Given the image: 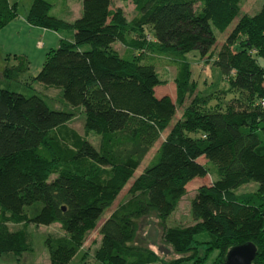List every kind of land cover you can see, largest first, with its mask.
Here are the masks:
<instances>
[{
	"label": "trees",
	"instance_id": "16d2710c",
	"mask_svg": "<svg viewBox=\"0 0 264 264\" xmlns=\"http://www.w3.org/2000/svg\"><path fill=\"white\" fill-rule=\"evenodd\" d=\"M121 1L135 5L133 18L115 0H83L73 21L52 14L49 0L30 4L31 23L71 28L74 35L50 48L27 82L61 87L65 102L83 108L87 135L95 131L100 140L81 135L75 147L63 144L61 131L74 111L52 106L39 88L22 84L29 60L15 55L18 63L5 67L6 82H0V256L31 248L25 228L12 223L58 222L66 233L46 238L51 264H69L94 229L101 234L100 262L157 264L156 251L131 243L138 218L156 211L166 219L191 181L213 175L191 200L194 223L168 227L167 241L183 251L195 235L206 234L222 260L231 246L252 242L251 264H264V0L251 14L241 13L243 0ZM18 14L17 1L0 0V28ZM193 49L227 78L221 95L231 92V98L218 95L209 105L214 95L199 93L184 58ZM160 59L182 74L177 99L157 93L166 80ZM245 183L252 190L237 193ZM185 261L207 264L201 254L177 264Z\"/></svg>",
	"mask_w": 264,
	"mask_h": 264
},
{
	"label": "rangeland",
	"instance_id": "374dc122",
	"mask_svg": "<svg viewBox=\"0 0 264 264\" xmlns=\"http://www.w3.org/2000/svg\"><path fill=\"white\" fill-rule=\"evenodd\" d=\"M18 2V8L20 11L24 10L26 7L31 4L32 0H14ZM54 5L51 8V13L57 16H62L60 11L61 3L57 4V0H49ZM75 3L82 0H73ZM262 0H243L241 2V13L247 12L249 14L256 12L261 6ZM115 4H121L124 8L125 14L128 19H131L136 14L135 5L131 1H121L115 0ZM72 6V4H71ZM230 28V27H229ZM16 27L4 26L0 30V82H6V80H2L3 70L9 64L18 63V59L15 55H24L29 60V68L27 71L22 75L21 78L23 81L22 84H27L30 86H34L39 88L43 91L46 96L48 97L49 103L52 106L61 108V109H71L74 111L73 119L68 123V126H65V130L61 131L64 135H61L62 143L68 146H74V142L79 138V136L84 135L86 136V129H85V113L82 110L83 108H75L73 105L65 102L62 98L61 87L56 86H44V83L40 81H32L28 83L27 78L29 75H35L43 65L45 60V56L47 51L46 50V43L43 38L42 41L36 39V35L29 33L28 31L21 29V34L16 35L14 31H17ZM65 31V30H63ZM9 32V33H8ZM8 34V36H7ZM7 36V38H6ZM217 41L221 40V35L216 34ZM41 42L45 44L41 46V48H37L35 46L36 43ZM40 47V46H39ZM43 48H45L43 50ZM25 50V53H21L18 50ZM43 54H42V52ZM18 52V53H16ZM40 52L42 54V64L38 63V59H40ZM9 58H6L7 56ZM209 56L202 57L200 51L198 49H193L184 53V58L190 62V68L192 70V75L198 85V88L202 90L199 93L201 95H214V97L208 98L207 102L209 105L215 104L217 102L216 96L221 95L224 90H228V80L220 76V71L218 68H212V63ZM159 67L158 70L160 72L161 78L165 80L163 84H160L157 90L158 94L161 92H169L175 99L178 98V80L177 77H181L180 70L178 69L177 65L174 63H170L166 59L159 60ZM217 70V71H216ZM192 77V78H193ZM11 83H15L14 81ZM9 82L8 85L11 84ZM2 84V83H0ZM13 89L28 91L18 87H12ZM215 92V93H213ZM223 100H228L232 97L231 92H226L225 94L221 95ZM190 97L186 98V101L182 104L179 103V116L182 114L184 107L188 104ZM222 100V101H223ZM185 105V106H184ZM77 133H79L77 135ZM165 135V133H164ZM89 139L93 142H99L100 138L99 135L95 131H90L87 135ZM156 148H153L152 151L147 155V157L142 161L140 166L136 171V175L140 174L144 171L146 165L150 162ZM110 167H105L101 169V175L105 178L109 173ZM214 179L212 175H206L203 178H198L194 181H191L187 185V193L182 197L180 200L179 205L177 206L176 210L166 219L160 217V215L153 211L147 215H144L137 220V230L135 237L132 240V244L137 247L149 248L153 249L157 252L159 259L157 264H177V261L189 258L195 254H201L207 259V264H216L222 261V254L219 248L214 241V238L208 236L206 234H197L193 238V241H190L189 245L182 251L175 249V247L167 241L165 237L166 229L170 226H189L194 223L191 212V200L197 192L198 187L201 184H208ZM252 184L256 187V182L252 181ZM248 183L243 184L242 186L238 187L237 193H242L246 191H251L253 186L248 185ZM117 205L115 203L111 208L108 209L107 214L102 217L101 221L105 219V217L111 212V210ZM33 210L29 209L28 213L31 214ZM153 222V223H152ZM153 226L156 229V237L157 243H153L152 239L149 236L151 228ZM12 227L14 229H23L25 228L27 232V239L31 248L25 250L22 254L18 255L15 252H5L0 256V264H51L50 259V252L48 246L46 244V238L49 235L54 236H63L65 235V230L62 228L61 224L58 222H54L51 224H37V223H28L24 225L21 224H14L12 223ZM101 240V234L99 233L98 229H94L90 231L87 235V238L82 246L81 251L70 261L69 264H109L106 262H100L96 258V250L99 246ZM164 246L165 250H159V246ZM181 264H189V261H185Z\"/></svg>",
	"mask_w": 264,
	"mask_h": 264
},
{
	"label": "crops",
	"instance_id": "0c3cea01",
	"mask_svg": "<svg viewBox=\"0 0 264 264\" xmlns=\"http://www.w3.org/2000/svg\"><path fill=\"white\" fill-rule=\"evenodd\" d=\"M12 1H14V0H12ZM77 2L78 3H75L73 0H57L58 6L61 3L60 11H62L61 12L62 16H60V17L66 19L68 21H73L78 16H80L82 13L83 7H82V3L80 1H77ZM71 4H72V6H71ZM29 8H30V5L28 6V8L26 7L22 11H20L18 8L19 14L15 18H13L10 22H8L5 26L12 25V26L16 27L17 29H20V30L24 29V30L28 31L29 33L33 34L34 36L36 35V37H37L36 39H39V41H42L41 38H43L46 45H47L46 50L48 48H52V47L57 46L59 44L61 38L73 39L74 30L71 28L55 30L52 28H48V27L40 26V25H35V24L31 23L27 18V13H28ZM2 28H4V26ZM2 28H0V30ZM20 30L14 31V33L16 35H20L21 34ZM63 30H65V31H63ZM7 36H8V34H7ZM7 36H6V38H7ZM44 45L45 44H42L41 42L35 44V46L39 49L41 48V46H44ZM44 49L45 48H43V50ZM18 51H21V53H25L24 49L18 50ZM41 52H40V59H38L39 64H42L41 62H42L43 52H42V54H41ZM0 53H1V51H0ZM16 53H18V52H16Z\"/></svg>",
	"mask_w": 264,
	"mask_h": 264
},
{
	"label": "water",
	"instance_id": "95a60500",
	"mask_svg": "<svg viewBox=\"0 0 264 264\" xmlns=\"http://www.w3.org/2000/svg\"><path fill=\"white\" fill-rule=\"evenodd\" d=\"M150 236L152 242L157 243L156 229ZM163 247L160 245L159 249L163 250ZM255 254L256 246L252 242L233 245L227 250L224 259L216 264H251Z\"/></svg>",
	"mask_w": 264,
	"mask_h": 264
},
{
	"label": "flooded vegetation",
	"instance_id": "af4514ba",
	"mask_svg": "<svg viewBox=\"0 0 264 264\" xmlns=\"http://www.w3.org/2000/svg\"><path fill=\"white\" fill-rule=\"evenodd\" d=\"M153 223V222H152ZM154 230H155V227L153 226V228H151V230H150V233H149V236L154 232ZM157 235V234H156ZM150 238H151V236H150ZM156 239H157V237H156ZM160 250V249H159ZM163 250H165L166 251V249H165V247H163ZM162 251V250H161ZM169 251V250H168Z\"/></svg>",
	"mask_w": 264,
	"mask_h": 264
},
{
	"label": "built area",
	"instance_id": "2783aa9c",
	"mask_svg": "<svg viewBox=\"0 0 264 264\" xmlns=\"http://www.w3.org/2000/svg\"><path fill=\"white\" fill-rule=\"evenodd\" d=\"M262 103H263V105H264V101H263Z\"/></svg>",
	"mask_w": 264,
	"mask_h": 264
}]
</instances>
